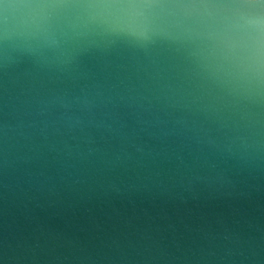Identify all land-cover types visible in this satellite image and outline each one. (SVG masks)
I'll return each instance as SVG.
<instances>
[{
  "label": "clouds",
  "instance_id": "obj_1",
  "mask_svg": "<svg viewBox=\"0 0 264 264\" xmlns=\"http://www.w3.org/2000/svg\"><path fill=\"white\" fill-rule=\"evenodd\" d=\"M0 264H264V0H0Z\"/></svg>",
  "mask_w": 264,
  "mask_h": 264
}]
</instances>
